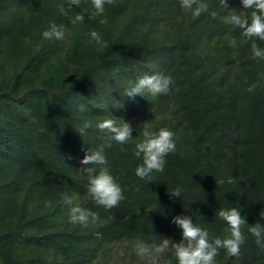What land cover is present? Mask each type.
<instances>
[{"label": "trees", "instance_id": "trees-1", "mask_svg": "<svg viewBox=\"0 0 264 264\" xmlns=\"http://www.w3.org/2000/svg\"><path fill=\"white\" fill-rule=\"evenodd\" d=\"M206 2L216 18L193 19L180 0H116L94 18L91 0L67 16L60 8L69 0H0V264H148L133 242L179 243L175 216L228 237L221 208L264 225V60L225 23L219 0ZM228 3L250 16L240 0ZM77 13L85 19L73 26ZM52 23L64 26L63 40L43 38ZM92 31L107 48L91 41ZM152 74L172 78L167 95L124 96L130 81ZM108 116L130 121L135 140L122 146L99 131ZM146 122L173 131L177 146L151 181L135 174ZM100 148L124 195L110 211L95 204L78 172L92 167L80 163L88 149ZM177 187L180 197L171 196ZM64 194L98 219L71 224ZM242 232L239 257L220 249L217 264H264L255 238ZM167 260L177 264L171 252L161 264Z\"/></svg>", "mask_w": 264, "mask_h": 264}, {"label": "clouds", "instance_id": "clouds-1", "mask_svg": "<svg viewBox=\"0 0 264 264\" xmlns=\"http://www.w3.org/2000/svg\"><path fill=\"white\" fill-rule=\"evenodd\" d=\"M116 0H91L94 11L91 17L101 16L105 12V5H112ZM243 10H251L250 16L246 11L237 12L235 8L229 10L228 0H219L220 8L227 12L223 18L225 23L232 26L234 30H239L244 38L242 43H250L254 59L264 60V49L260 48L256 40L264 41V0H240ZM181 7L191 12L193 19L201 17L205 13H210L212 18H216V11L210 12V5L206 0H180ZM79 6L80 0H69V9L60 8L61 14L67 16L71 6ZM85 17L77 13L71 18L73 26L82 24ZM101 24H107V19H102ZM92 42L100 48H107V43L103 40L97 31L90 32ZM46 40H63L65 31L63 25L55 23L50 24L49 29L42 33ZM231 47L236 48V39L229 41ZM174 83L170 76L161 74L144 75L139 77L135 82H129V87L125 90L124 96L129 98L137 95L144 96L147 93L151 97L167 95ZM256 85H251L247 91L253 92ZM90 123H85L80 135L84 129L90 128ZM96 127L99 131L105 133L107 137L119 145H127L134 141L132 133L135 130L132 123L123 118L116 119L106 117L102 119ZM143 137L135 143L134 154L137 158H142V163L135 169V174L140 179L151 181L152 174L163 173L166 165V157L177 150L175 133L167 128H161L154 132L151 130L149 123L143 124L141 132ZM126 151V148H121ZM82 165H92V167L82 168L79 173H84L88 177L87 193L96 205L102 206L106 211L117 207L124 199L123 189L116 182L114 176L106 166L108 161L104 154L103 148L91 150L85 153L84 158L80 161ZM98 169V171H97ZM229 183L232 181L229 180ZM223 183V181H221ZM171 196L180 197L181 189L177 187L174 191L169 192ZM63 203L70 206L69 222L87 226L90 220L98 219V213L89 209L74 206L73 198L67 194L63 195ZM45 206H51V202H46ZM218 217L227 225L229 236L221 238L210 235L207 228L201 227L195 223L191 216H175L172 223L182 230V238L179 243L173 242L169 238L161 237L158 244L148 245L141 240L133 242V248L136 254L147 259L148 264H161V257L171 252L177 264H217L216 258L220 249H224L230 256L239 257L241 246L245 243L246 237L242 228L247 227L248 232L255 238V243L260 252H264V225L256 223L254 226H248L245 217L241 215L238 208L223 209L217 212ZM111 219V218H110ZM164 264H172L167 260Z\"/></svg>", "mask_w": 264, "mask_h": 264}]
</instances>
